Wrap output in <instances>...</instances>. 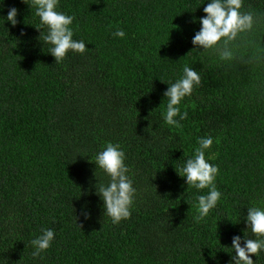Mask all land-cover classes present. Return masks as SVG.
I'll return each mask as SVG.
<instances>
[{"label":"trees","instance_id":"trees-1","mask_svg":"<svg viewBox=\"0 0 264 264\" xmlns=\"http://www.w3.org/2000/svg\"><path fill=\"white\" fill-rule=\"evenodd\" d=\"M202 3L59 0L88 47L60 62L30 4L0 5V264H228L224 246L245 235L247 208L264 199V0H244L261 19L235 42L232 62L194 50ZM13 6L16 26L3 19ZM185 64L201 84L182 106L188 118L170 126L161 79ZM206 134L222 198L197 219L196 197L208 190L190 187L176 164ZM108 142L122 146L138 188L120 224L104 215L96 193L107 177L91 160ZM43 228L56 236L34 257ZM253 259L264 264V252Z\"/></svg>","mask_w":264,"mask_h":264},{"label":"clouds","instance_id":"clouds-1","mask_svg":"<svg viewBox=\"0 0 264 264\" xmlns=\"http://www.w3.org/2000/svg\"><path fill=\"white\" fill-rule=\"evenodd\" d=\"M35 10L39 17L37 29H44L41 37L44 44L50 45L51 53L57 62L66 58L69 52L84 54L88 49L84 39H76L75 29L72 27L75 16L59 10V0H24ZM4 0H0V5ZM205 0H203V3ZM205 16L198 18L201 25L192 39L194 50L203 49L218 54L223 62H232L238 58L235 42L242 34L251 33L260 22L261 14L255 10H245L244 0H207L203 8ZM19 9L15 6L8 10L4 21H10L12 26L19 24ZM114 37L125 38L126 32L117 29ZM201 75L189 64L183 66L182 75L174 81L164 80L169 87L164 92L166 97V111L164 121L167 125L179 127L181 121L188 118V112L182 111L186 98L191 97L194 90L201 84ZM197 146L192 155L182 158L180 166L176 168L179 175L186 179V183L193 188L208 191L198 195L197 219L207 217L215 209L222 198V192L217 187L216 179L220 172L219 166L206 158V152L214 143L211 134L197 137ZM98 168L103 170L107 177L97 185V195L103 201L104 215L111 218L113 224L131 218L138 188L130 175V168L126 163V153L119 143L108 142L101 147L94 158L91 157ZM245 221L247 229L245 235H234L230 247L224 246L225 252L231 255L228 264H256L253 259H258L264 252V199L254 202L249 206ZM84 215L90 218L91 213L85 210ZM251 233V235L249 234ZM56 232L53 228H43L40 235L31 240L34 249L32 255L39 257L50 249L55 239ZM255 236L256 238H252Z\"/></svg>","mask_w":264,"mask_h":264}]
</instances>
